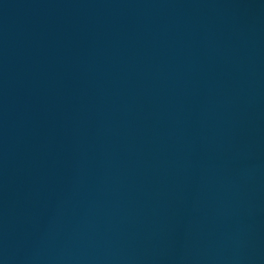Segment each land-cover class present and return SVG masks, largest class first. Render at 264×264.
I'll use <instances>...</instances> for the list:
<instances>
[{"label":"water","instance_id":"95a60500","mask_svg":"<svg viewBox=\"0 0 264 264\" xmlns=\"http://www.w3.org/2000/svg\"><path fill=\"white\" fill-rule=\"evenodd\" d=\"M0 264H264V0H0Z\"/></svg>","mask_w":264,"mask_h":264}]
</instances>
